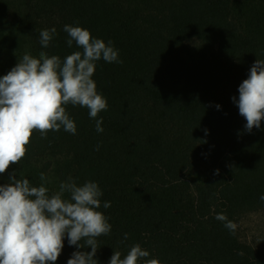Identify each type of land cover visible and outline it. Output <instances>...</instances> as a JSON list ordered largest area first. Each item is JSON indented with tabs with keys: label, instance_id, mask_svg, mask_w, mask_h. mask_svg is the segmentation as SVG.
<instances>
[{
	"label": "trees",
	"instance_id": "trees-1",
	"mask_svg": "<svg viewBox=\"0 0 264 264\" xmlns=\"http://www.w3.org/2000/svg\"><path fill=\"white\" fill-rule=\"evenodd\" d=\"M0 9L36 58L45 51L63 61L83 51L67 45L66 24L118 50L122 63L101 59L93 75L107 109L91 118L86 107L66 105L76 133L33 131L26 155L12 164L24 167L17 178L32 186L44 173L50 193L69 177L98 183L99 210L112 226L97 238L98 264L137 243L161 264H264L263 249L215 219L224 212L237 225L264 211V119L245 131L232 99L264 59V0H4ZM53 27L43 48L39 33ZM24 47L16 48L19 58ZM9 52L5 39L3 66ZM76 250L65 235L55 264H67Z\"/></svg>",
	"mask_w": 264,
	"mask_h": 264
},
{
	"label": "clouds",
	"instance_id": "clouds-1",
	"mask_svg": "<svg viewBox=\"0 0 264 264\" xmlns=\"http://www.w3.org/2000/svg\"><path fill=\"white\" fill-rule=\"evenodd\" d=\"M63 30L69 36L67 45L71 47L75 41L82 52L69 54L63 61L45 51L38 58L25 52L0 77V174L24 158L33 131H39L41 138L61 127L76 133V123L66 112V105L86 107L91 118L107 109L93 75L96 62L101 59L122 63L118 50L111 40L105 43L93 38L78 23L66 24ZM55 34V27L41 30V46L48 48ZM238 92V100L235 96L232 99L246 120L245 131L251 133L254 127L260 128L264 119V59L253 63ZM216 107L219 109L220 105ZM101 124L102 118L96 121L97 132L103 131ZM215 174H219V169ZM39 178L40 186H32L27 178H17L14 171L8 183L0 184V264H55L65 235L68 244L77 249L67 264H98L94 258L100 248L97 238L108 235L112 227L99 210L103 192L98 183L89 180L78 185L69 177L61 182L59 191L50 193L45 174ZM260 200L264 201V195ZM109 207L110 202L105 201L103 208ZM215 219L235 234L237 225L226 213H217ZM89 246L91 251L81 250ZM149 257V251L137 243L123 257L120 251H114L108 264H161L158 258Z\"/></svg>",
	"mask_w": 264,
	"mask_h": 264
},
{
	"label": "rangeland",
	"instance_id": "rangeland-1",
	"mask_svg": "<svg viewBox=\"0 0 264 264\" xmlns=\"http://www.w3.org/2000/svg\"><path fill=\"white\" fill-rule=\"evenodd\" d=\"M3 2L4 0H0L1 4ZM5 39H8L10 43V52L7 56H10L11 58L9 59L10 62L4 66L0 61V77L7 74V72H9L11 68L16 65L18 59H20L17 55L16 49L18 44H21L22 46L24 45L26 52L31 54L29 50V39L25 35H19L15 25L12 22L5 21V18L0 14V42L4 41ZM22 57L23 55L21 58ZM14 171L16 172L17 177L27 173L24 167L20 165H10L6 172L0 174V184L1 182H6L7 178H9L10 174H12ZM237 230L242 241L250 243L257 248L264 250V211L254 212L244 216L237 223Z\"/></svg>",
	"mask_w": 264,
	"mask_h": 264
}]
</instances>
